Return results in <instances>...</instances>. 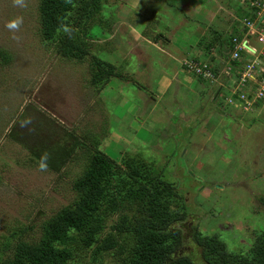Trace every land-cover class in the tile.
Masks as SVG:
<instances>
[{
	"label": "rangeland",
	"instance_id": "obj_1",
	"mask_svg": "<svg viewBox=\"0 0 264 264\" xmlns=\"http://www.w3.org/2000/svg\"><path fill=\"white\" fill-rule=\"evenodd\" d=\"M111 1L119 2L104 10L112 31L103 34L95 25L92 34L99 38L91 52L113 61L131 80L113 77L99 92L89 84L92 54L84 61L66 58L55 51L56 43L42 39L40 0H25L24 7L0 0V50L11 58H0V252L10 255L19 240H39L44 221L75 197L72 184L87 161L79 147L67 163L41 170L32 153L53 146L63 153L76 138L87 139V132L122 166L130 157L133 163L149 161L175 185L179 197L173 207L184 202L187 209L179 223L183 254L208 264L192 238L195 227L203 235H219L232 251H246L264 230V105L244 111L240 103L229 104L231 82L188 74L192 80L181 61L196 55L216 66L222 56L231 69L229 38L244 33L239 20L261 0ZM16 16L23 23L13 32L6 23ZM152 17L154 30L148 25ZM212 28L224 33L225 51L219 44L215 54L204 49L202 40L212 37ZM100 43L104 47L98 49ZM174 47L187 52L177 63L180 81L166 58ZM247 55L261 57L260 50ZM24 127L30 136L21 132ZM92 254L82 264H99L100 257L120 264L114 250L95 260Z\"/></svg>",
	"mask_w": 264,
	"mask_h": 264
},
{
	"label": "trees",
	"instance_id": "obj_2",
	"mask_svg": "<svg viewBox=\"0 0 264 264\" xmlns=\"http://www.w3.org/2000/svg\"><path fill=\"white\" fill-rule=\"evenodd\" d=\"M118 3L111 0H40L41 37L47 43H56L55 51L63 57L84 61L92 54L93 39L99 38L92 34L93 27L100 25L103 34L111 33L112 23L104 10ZM250 10L253 11L248 15L254 19L257 8L252 6L248 12ZM152 19L148 22L150 30H154ZM65 24L73 29L71 37L63 32ZM211 35L209 40H202L204 49L209 53L219 44L223 51L224 33L212 28ZM234 37L241 41L233 34L229 38L232 48L236 45ZM102 47L100 43L98 49ZM240 54V60L231 62L233 73L243 61L251 58L247 54L252 55L246 49ZM212 55L210 60L215 59ZM0 58L11 59L5 50H0ZM195 60L203 67L200 58ZM89 70V84L99 92L113 77L131 80L130 75L122 72L113 61L96 54H92ZM194 76L205 80L200 74L194 73ZM221 91L216 88L214 93L221 95ZM69 133L73 134V130ZM84 134L87 139L76 138L63 153L60 146L45 151L51 169L70 161L74 149L82 147L87 151L84 170L72 184L75 197L44 221L39 240H19L10 255L0 252V264H82L90 250L93 260L97 255L114 250L119 253L120 264H197L190 256L178 253L184 241L179 223L186 220L187 209L184 202L179 209L173 207V201L179 197L175 185L162 178V172H156L149 161L133 163L130 157L124 159L122 166L99 148V139L90 132ZM45 153L32 154L41 162ZM260 204L264 207V196ZM192 238L202 246L201 254L208 264H264V230L246 251L241 252L230 250L219 235H203L197 227ZM5 247H9V242ZM97 260L99 264H106L101 257Z\"/></svg>",
	"mask_w": 264,
	"mask_h": 264
},
{
	"label": "built area",
	"instance_id": "obj_3",
	"mask_svg": "<svg viewBox=\"0 0 264 264\" xmlns=\"http://www.w3.org/2000/svg\"><path fill=\"white\" fill-rule=\"evenodd\" d=\"M257 6L260 9L257 11L256 16L262 18L260 23L257 24L255 21L257 18L254 20L252 15L245 18L244 23L249 33L256 36L257 41L261 44V57L243 61L241 66H237L236 73H233V79L230 81L231 87L228 102L231 104L240 103L244 109H249L255 103L264 100V26H261V23H264V0L259 2ZM234 41L236 45L231 53V62L233 60H240L242 49H246L252 55L257 54L256 50L252 53L236 37H234ZM183 66L190 73L202 75L205 78L203 81H210L212 83L222 80L225 74L224 72H217L211 63L204 62L202 67L195 59H186L183 62ZM224 78L228 82L231 76L225 74ZM247 89L248 91H246Z\"/></svg>",
	"mask_w": 264,
	"mask_h": 264
},
{
	"label": "crops",
	"instance_id": "obj_4",
	"mask_svg": "<svg viewBox=\"0 0 264 264\" xmlns=\"http://www.w3.org/2000/svg\"><path fill=\"white\" fill-rule=\"evenodd\" d=\"M262 1V0H261ZM260 1V2H261ZM171 6H175V5H173V4H171ZM260 9V7H257V11ZM230 12H232V11H230ZM249 15L247 14L246 15V17H244V19L245 18H247ZM257 18V19H256ZM244 19L243 20H239V21H244ZM256 19V20H255ZM238 20V19H237ZM237 20H235V24H234V26L235 25H239L238 23H236L237 22ZM254 20L256 21V23L257 24H259L260 23V21L262 20V18L261 17H258V16H256L255 18H254ZM145 22H147V20H145ZM234 26H233V28H234ZM240 26V25H239ZM261 26H264V23H261ZM239 28H241L243 31H244V33L242 34V35H239V33H238V31H235V34H236V36H238L239 38H241V41L243 42V44L245 45L246 43L250 46V48L249 47H247L248 49H250L251 50V52L252 53H254V51L256 50V52L258 53L259 52V50L261 49V44L257 41V38H256V36H254V35H251L250 33H249V31H248V29L246 28V25H245V23H244V25H242L241 27H239ZM161 41H163V39H160ZM246 46V45H245ZM222 47V46H221ZM212 51L214 52L213 54H215V52H216V50L214 49V48H212ZM223 51H225V49L223 48ZM169 52H171V53H169ZM200 51H198V53H199ZM167 54L170 56V57H166L167 58V61L168 62H170V65H171V68L169 69V70H174V74L175 75H178V72H177V69H179V66L177 65V63H178V60L181 58V57H183V56H186L187 55V52H185V55H183V48L182 47H174V48H170L169 49V51H167ZM256 55V54H255ZM252 56H254V55H252ZM192 58H197V56L195 55L194 57H192ZM198 58H200V60L201 61H203L204 60V58H201V57H198ZM250 59H252V58H250ZM217 61V60H216ZM212 65H213V63H212V61L210 62ZM219 64V66L220 67H217L218 65H216V66H214L213 65V67H215V68H221V71H219V72H224L225 74H227V75H230L231 76V78L229 79V81L228 82H230L233 78H232V76H233V72H232V70L231 69H227L229 66L228 65H226V62H225V60L223 59V57L222 56H220V59H219V62H218ZM181 65H182V70L184 71V72H186L187 73V76L188 77H190L192 80H193V78L191 77V76H189L188 74H193V73H190V72H188V71H186V69L184 68V66H183V61H181ZM227 71V72H226ZM225 74L223 75V79H222V81L223 80H225ZM179 76V75H178ZM168 78V77H167ZM181 80V77L179 76L178 77V79H177V81H180ZM187 80L188 79H186L185 78V81L187 82ZM168 81V82H167ZM219 81H221V80H219ZM218 81V82H219ZM173 81L172 80H169V78L168 79H166V81H165V83H166V85L167 86H169L171 83H172ZM189 82V81H188ZM111 84V82L108 84V85H106V86H109ZM105 86V87H106ZM104 87V88H105ZM181 89V88H180ZM246 91H248V89L246 90ZM264 105V101L262 102V103H259V104H254L253 106H252V108L253 107H256V106H261V105ZM252 108H250V110L252 109ZM250 110H244V111H250Z\"/></svg>",
	"mask_w": 264,
	"mask_h": 264
},
{
	"label": "clouds",
	"instance_id": "obj_5",
	"mask_svg": "<svg viewBox=\"0 0 264 264\" xmlns=\"http://www.w3.org/2000/svg\"><path fill=\"white\" fill-rule=\"evenodd\" d=\"M13 3L17 6H20V7H24L25 6V0H13ZM23 23V17L22 16H16L14 17L13 19L9 20L7 23H6V27L10 30V31H17L20 29L21 25ZM62 29H63V32L67 35H69V37H71V34L73 32V29L69 26V25H62ZM14 39H18V37H16L15 35L13 36ZM250 46L246 43V48ZM186 59H194V58H186ZM204 62V61H203ZM210 63V62H209ZM224 81V80H223ZM102 91V90H101ZM100 91V92H101ZM264 100L260 101V102H263ZM260 102L258 103H255V104H259ZM252 108V107H250ZM249 109H244V110H250ZM47 154L45 153L42 158H41V162H40V168L41 170H44L47 168ZM185 222V221H184ZM181 226V225H180Z\"/></svg>",
	"mask_w": 264,
	"mask_h": 264
},
{
	"label": "flooded vegetation",
	"instance_id": "obj_6",
	"mask_svg": "<svg viewBox=\"0 0 264 264\" xmlns=\"http://www.w3.org/2000/svg\"><path fill=\"white\" fill-rule=\"evenodd\" d=\"M213 97H214V96H213ZM33 126H36V125H33ZM25 129H26L25 127L22 128V129H21V132H22L24 135H26L27 137L30 136V133L27 132V130H25ZM186 225H187V226H190L191 224H190V223H186ZM184 229H186L185 226H184ZM187 235H188V234H187ZM187 235H186V236H187ZM183 251H184V247L182 246V247L179 249L178 253H179L180 255H183ZM176 254H177V252H176Z\"/></svg>",
	"mask_w": 264,
	"mask_h": 264
},
{
	"label": "water",
	"instance_id": "obj_7",
	"mask_svg": "<svg viewBox=\"0 0 264 264\" xmlns=\"http://www.w3.org/2000/svg\"><path fill=\"white\" fill-rule=\"evenodd\" d=\"M246 45V44H245Z\"/></svg>",
	"mask_w": 264,
	"mask_h": 264
}]
</instances>
